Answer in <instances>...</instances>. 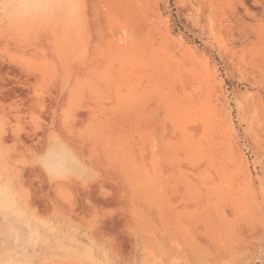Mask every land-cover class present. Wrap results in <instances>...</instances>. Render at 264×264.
I'll list each match as a JSON object with an SVG mask.
<instances>
[{
  "label": "rangeland",
  "instance_id": "rangeland-1",
  "mask_svg": "<svg viewBox=\"0 0 264 264\" xmlns=\"http://www.w3.org/2000/svg\"><path fill=\"white\" fill-rule=\"evenodd\" d=\"M0 264H264V0H0Z\"/></svg>",
  "mask_w": 264,
  "mask_h": 264
},
{
  "label": "clouds",
  "instance_id": "clouds-1",
  "mask_svg": "<svg viewBox=\"0 0 264 264\" xmlns=\"http://www.w3.org/2000/svg\"><path fill=\"white\" fill-rule=\"evenodd\" d=\"M29 7H30V6H29L27 3H22V4H21V10H22V11H27V10L29 9Z\"/></svg>",
  "mask_w": 264,
  "mask_h": 264
}]
</instances>
